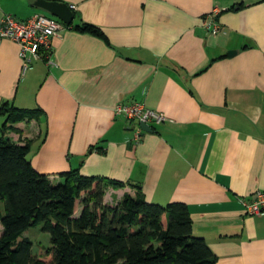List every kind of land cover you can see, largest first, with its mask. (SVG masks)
<instances>
[{
	"label": "crops",
	"instance_id": "obj_1",
	"mask_svg": "<svg viewBox=\"0 0 264 264\" xmlns=\"http://www.w3.org/2000/svg\"><path fill=\"white\" fill-rule=\"evenodd\" d=\"M53 1L106 38L64 24L52 63L23 73L18 44L0 37V106L44 110L7 135L31 140L32 165L52 179L80 168L123 182L109 189L118 197L185 203L216 264H264V214L242 202L264 191V0ZM35 2L0 0V18L46 11ZM133 101L167 120L144 131L115 113Z\"/></svg>",
	"mask_w": 264,
	"mask_h": 264
},
{
	"label": "trees",
	"instance_id": "obj_2",
	"mask_svg": "<svg viewBox=\"0 0 264 264\" xmlns=\"http://www.w3.org/2000/svg\"><path fill=\"white\" fill-rule=\"evenodd\" d=\"M68 27L106 38L91 23ZM43 115L40 107L7 101L0 106L6 119L0 128V264L217 263L205 239L195 235L185 203L150 202L141 191L118 197L109 189L124 187L123 182L83 175L80 168L61 173L60 180L36 170L29 158L31 140L16 142L7 132ZM39 224L50 234L49 258L36 255L25 234Z\"/></svg>",
	"mask_w": 264,
	"mask_h": 264
},
{
	"label": "built area",
	"instance_id": "obj_3",
	"mask_svg": "<svg viewBox=\"0 0 264 264\" xmlns=\"http://www.w3.org/2000/svg\"><path fill=\"white\" fill-rule=\"evenodd\" d=\"M206 27L212 33H218L220 26L212 14L205 20ZM64 23L55 16L36 13L27 20H18L12 14L0 18V37L9 38L19 46V56L22 61V72L25 73L32 62L44 60L52 63L53 39L64 28ZM115 113L130 121L158 125L167 120L162 112L148 107L142 101L130 103L119 102ZM249 215L264 214V191H257L253 201L242 200Z\"/></svg>",
	"mask_w": 264,
	"mask_h": 264
},
{
	"label": "water",
	"instance_id": "obj_4",
	"mask_svg": "<svg viewBox=\"0 0 264 264\" xmlns=\"http://www.w3.org/2000/svg\"><path fill=\"white\" fill-rule=\"evenodd\" d=\"M35 5L43 8L51 15L57 17L66 25H70L74 19V12L67 3L53 0H36ZM236 52V50H231L229 51V55H234ZM141 125L144 131L153 130V128L147 123L141 122Z\"/></svg>",
	"mask_w": 264,
	"mask_h": 264
},
{
	"label": "rangeland",
	"instance_id": "obj_5",
	"mask_svg": "<svg viewBox=\"0 0 264 264\" xmlns=\"http://www.w3.org/2000/svg\"><path fill=\"white\" fill-rule=\"evenodd\" d=\"M43 13L53 16L46 11H43ZM77 206V211H80L82 206L80 201H78ZM26 235L33 241V252L41 258H49L46 250L51 245L50 234L42 229V224L31 227Z\"/></svg>",
	"mask_w": 264,
	"mask_h": 264
}]
</instances>
